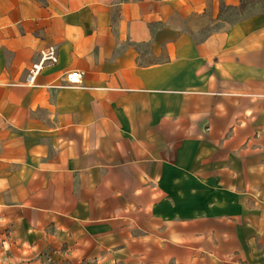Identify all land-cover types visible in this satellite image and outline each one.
Instances as JSON below:
<instances>
[{"label":"crops","instance_id":"crops-1","mask_svg":"<svg viewBox=\"0 0 264 264\" xmlns=\"http://www.w3.org/2000/svg\"><path fill=\"white\" fill-rule=\"evenodd\" d=\"M0 264H264V0H0Z\"/></svg>","mask_w":264,"mask_h":264},{"label":"built area","instance_id":"built-area-1","mask_svg":"<svg viewBox=\"0 0 264 264\" xmlns=\"http://www.w3.org/2000/svg\"><path fill=\"white\" fill-rule=\"evenodd\" d=\"M55 58V53L54 50L51 49L49 50L48 53H46L45 55L42 56L41 61L43 62V60H51L54 61ZM40 69V65H34L31 69H30V78L33 79L34 76L38 73ZM81 78V73L78 70H72L67 74V80L70 83H78L80 81Z\"/></svg>","mask_w":264,"mask_h":264}]
</instances>
